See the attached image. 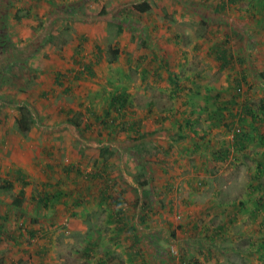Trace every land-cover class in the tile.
<instances>
[{
    "label": "crops",
    "instance_id": "crops-1",
    "mask_svg": "<svg viewBox=\"0 0 264 264\" xmlns=\"http://www.w3.org/2000/svg\"><path fill=\"white\" fill-rule=\"evenodd\" d=\"M76 1L81 20L64 39L60 16L44 22L47 7L37 28L22 17L20 34L15 21L0 31L15 38L6 54L41 67V97L52 98L41 116L55 126L6 152L16 195L0 204V264L201 261L195 250L231 233L249 206L227 192L264 170V0L189 2L208 3V19L156 0L154 12L182 23L145 18L143 37L85 21V1Z\"/></svg>",
    "mask_w": 264,
    "mask_h": 264
},
{
    "label": "rangeland",
    "instance_id": "rangeland-1",
    "mask_svg": "<svg viewBox=\"0 0 264 264\" xmlns=\"http://www.w3.org/2000/svg\"><path fill=\"white\" fill-rule=\"evenodd\" d=\"M48 1L49 3L46 4ZM84 1L85 5L83 3L81 6L84 10L80 12L86 16L85 21L99 22L106 20L115 28L118 24L132 31L137 29V36L140 37L145 34L142 30L144 22H147L145 18L150 22L162 20V23L164 21H177L176 24L182 23L181 20H178L179 17H175L171 12L168 13L162 7L160 8L163 11L154 12L153 6L156 4V0ZM76 2V0H0V31H2L5 24L10 27L12 21H15L17 33L20 34L22 17L25 18L24 23L30 24V30L37 28L39 19L43 17L42 10L47 7L51 8L54 13L49 12L48 16H45L44 22H49L56 16H60L61 18H58L55 22L63 29L61 38L64 39L65 34L69 35L71 24L81 20L78 18L79 14H77L80 8H75V6L77 7ZM174 2H181L180 7L190 5L188 8L194 10L197 16L202 17L205 15L208 19V16L211 15V13H208V3L206 7L200 5L199 8H191L189 2H193L192 0H172V6ZM29 10H36L33 13L35 17L28 12ZM181 12L180 16L185 18L189 24H196L197 19L193 18V13L188 19L189 14L183 11V8ZM115 28L114 30H116ZM50 38H53V41H58L59 34L56 32L53 35L51 31ZM15 44V38L11 36L6 38L5 34L3 39L0 40V204L3 205H6L8 200L15 194V190L7 188L8 176L2 166L10 156L6 152L9 151L13 155V153L22 151L18 148L21 146L18 144L21 141L19 139L21 135L31 134L40 138L42 132L55 129V126L50 124V120L47 121V116H41V112H43L41 110L42 102L52 101L49 96H44L45 99L41 97V67H38V70L35 71L30 66L31 62L21 61V56L6 54V51L14 49ZM17 46H20V44H17ZM32 56L33 54L27 56V59H31ZM12 58H17L22 64ZM31 60L35 63L39 61L38 59L35 60L34 57ZM3 64L6 65L3 66ZM20 120L21 123H19ZM24 125L26 128H23ZM10 134H14L15 137L8 141ZM31 147L33 152L39 153L41 150L40 144L33 143ZM248 176H240V179L233 186V190L227 192L231 193L239 203H243L241 198L246 195L245 203H251L246 208L240 204L243 211L236 213V222L231 221L227 226L228 230H232V232L220 237H217L220 233L216 235L214 231L211 232L212 237L215 234L216 238L213 237L211 243L209 240V244H204L200 246V249L195 250L201 254L202 260L198 261L194 255H190L187 259L189 263L186 262V264H264V170L249 176L250 179ZM250 186L251 189H249ZM228 210L229 213H235L231 207ZM0 218H5L4 214ZM216 224L213 218L208 220V226L214 228ZM232 234L236 236H232ZM168 236L172 239L173 233H169ZM170 250L171 253H174L173 244L170 245ZM202 253L206 254L205 257ZM68 261L70 260L68 259Z\"/></svg>",
    "mask_w": 264,
    "mask_h": 264
},
{
    "label": "trees",
    "instance_id": "trees-1",
    "mask_svg": "<svg viewBox=\"0 0 264 264\" xmlns=\"http://www.w3.org/2000/svg\"><path fill=\"white\" fill-rule=\"evenodd\" d=\"M19 123H21V120L19 121ZM23 128H26V126L24 125Z\"/></svg>",
    "mask_w": 264,
    "mask_h": 264
},
{
    "label": "built area",
    "instance_id": "built-area-1",
    "mask_svg": "<svg viewBox=\"0 0 264 264\" xmlns=\"http://www.w3.org/2000/svg\"><path fill=\"white\" fill-rule=\"evenodd\" d=\"M238 128V130H240V127H237Z\"/></svg>",
    "mask_w": 264,
    "mask_h": 264
}]
</instances>
